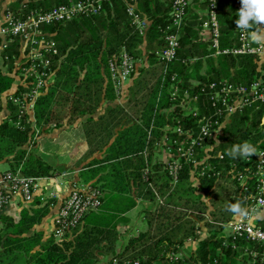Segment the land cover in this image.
Segmentation results:
<instances>
[{
	"label": "trees",
	"instance_id": "trees-1",
	"mask_svg": "<svg viewBox=\"0 0 264 264\" xmlns=\"http://www.w3.org/2000/svg\"><path fill=\"white\" fill-rule=\"evenodd\" d=\"M66 2L68 0H46L40 3L44 7H49ZM229 2V0L219 1L218 20L223 47L232 44L229 33L233 25V16L230 14L232 7ZM205 3L203 0L202 4ZM170 4L171 0H135L136 11L148 22L144 35L139 34L126 14L124 0H117L112 5H106L108 8L106 13L103 11L98 15L73 19L65 25L57 24L50 27L59 52L65 57L56 73L54 84L37 102L35 109L37 123H48L50 120L59 123L64 117H68L69 122L84 118L82 124L89 145L88 155L98 152L102 154L101 158L94 157L89 164L102 161L107 163L96 169L95 173L99 169L107 170L101 180L106 181L105 185H111V193L118 195V200L115 205L111 203L104 205L105 197H103L101 205L87 213L82 224L61 240H55L53 235L44 238L42 232L33 230V226L45 213L43 209L35 210L32 214L24 209L18 221L1 214L0 264H4L3 256L8 254L14 255L15 259L17 256L22 257V264H100L98 262L100 252L113 253L118 238L117 214L134 206L138 198L155 200L148 181L143 177V171L146 164L151 162V148L160 135V128L168 122L165 120V110L171 106L169 101L171 82L168 76L161 87L160 99L156 104L163 64L154 54L162 43L163 30L169 22ZM189 11L188 8L186 26L179 38L180 57L211 52L208 47L201 48L199 51V45L195 40L196 32L192 29L198 23L200 24V21L196 17L189 20ZM82 26L88 28V35L81 33ZM142 43L146 47L145 53L139 48ZM123 46L130 54L136 57L146 56L149 61L146 67L137 70L138 74L129 87V100L138 91L142 92L140 100L135 103L139 105L138 112L140 111L141 114L137 119H126L125 123H122L124 117H120L123 110L110 105L102 108L104 103L115 99L107 60L117 54ZM188 65L190 64L178 61L169 68V72L178 73L186 86L189 85L190 75H193L185 74ZM199 77L200 81L225 77L236 83L249 85L260 77L264 79V59L256 56H219L217 65L210 67L209 75ZM11 82V78L0 77V90L8 88ZM98 110L101 111L94 117ZM175 110L179 109L176 107ZM203 111L204 109L201 108V112ZM263 111L264 106H261L259 109H245L242 113L231 115V122L225 128L228 136L224 137V142L214 150V154L218 151L224 153L223 159L214 160L218 169L223 170L221 177L205 175L196 176L193 180L190 166L184 165L178 184L169 193V200L163 205H156L154 210L145 211L147 229L130 237L122 251L115 254L106 264H114L113 258L117 260L115 264H124L128 260L127 264H133L135 260L140 264H152L155 260L163 259L169 263L170 261L164 257L166 253L175 251L177 246L182 245L188 238H192L196 228L189 218L184 219L180 211L172 209V204L175 207L181 204L188 208H199L201 211H206L210 205L208 214L213 218V222L227 223L230 220V213L225 216L224 212L217 209L218 205L211 197H217L221 193L219 179L223 176L231 179V183L234 181L230 177L231 163L242 165L241 158L233 159L227 155V152L234 144L244 141L254 144L262 135L263 130L260 129L259 122ZM50 114L54 115V119H49L52 118ZM179 116L188 117L190 124L194 119L190 114L179 113ZM152 118L156 128L148 142L146 128ZM184 120L181 119L179 123ZM171 123L175 125L177 121H171ZM29 138L28 128L19 130L6 122H1L0 160L12 158L17 165L22 164V171L27 175L53 174L54 169L50 164L27 150L26 144ZM146 145L149 147L148 159L143 153ZM161 167V163H154L153 173L150 174V181L160 191L168 187L167 181L159 182L166 174L160 173ZM194 181L197 182L196 186ZM219 188L221 189L218 191ZM182 193H191L195 197L183 196ZM203 195L210 198L212 203L208 205L201 198ZM113 196H108L106 201ZM232 202L235 204V201L232 200ZM206 225L209 229L208 236L199 240L198 247L192 255L194 261L191 264H200L214 259L218 261V264H237L238 261L242 263L240 258L242 247L247 243L240 240L237 242L238 247L236 245V248H233L230 237L218 236L223 230V225L211 222H207ZM175 264H183V261L178 259Z\"/></svg>",
	"mask_w": 264,
	"mask_h": 264
},
{
	"label": "built area",
	"instance_id": "built-area-1",
	"mask_svg": "<svg viewBox=\"0 0 264 264\" xmlns=\"http://www.w3.org/2000/svg\"><path fill=\"white\" fill-rule=\"evenodd\" d=\"M115 1L117 0H68L66 3L44 7L40 3L42 0H39L19 2L16 10L8 5L3 7L0 17V58L7 59L8 56H3L2 53L11 48L19 55L13 61L9 73L12 78L11 85L5 90H0V108L3 112L0 121L19 130L32 128L30 124L37 102L54 84L63 59L50 27L57 24L65 25L76 18L98 15L105 10L106 5H112ZM219 1L205 0V12L198 15L201 29L208 33V48L211 50L204 57L256 56L264 59V44L253 42L250 33L239 29L235 23L239 18L240 0H229L235 16L230 31L231 37L229 36L233 43L221 46ZM124 2L126 14L139 34L143 35L147 27L146 19L136 11L135 0ZM188 8L190 0H171L169 22L163 30L162 43L154 53L163 64L156 104L160 99L161 87L168 76L171 82L169 94L171 105H175L179 100L182 112L194 117L192 124L184 122L185 120L179 123L178 120L175 125L167 122L160 128V135L164 134L168 150L173 154L165 166L162 164L169 179L166 189L169 193L178 184L184 165L190 166L192 178L205 175L220 178L223 170L218 169L214 160L223 159L224 153L218 151L214 154V150L224 142V137L228 136L225 128L231 122V115L242 113L245 109H259L264 106V79L261 77L249 85L222 77L196 83L189 82L186 86L177 72H169L170 66L175 62L192 64L204 58L200 55L180 57L178 54L179 38L186 26ZM258 27L262 29L264 25ZM148 63L147 58L130 54L124 46L117 54L108 58L107 69L115 98H120L124 94L129 79L138 68ZM201 108L204 109L203 112ZM259 126L263 133L254 143L258 146V153L250 158L240 159L241 166L235 162L231 163L230 177L234 180L232 182L234 201L241 203L248 211V216L237 217L234 214L226 225L230 229L228 237L233 242V248H236V245L238 247L237 242L240 240L247 243L242 247L240 256L245 264H264V155L260 154L264 152V111ZM155 128L152 118L146 128L148 142ZM160 135L151 148V162L146 164L143 171V177L155 195V203H159L157 205L162 202L163 191L150 181V174L153 173L152 165L156 162L161 163L157 160L162 145L158 144L155 147L160 143ZM148 150L149 147L146 145L143 150L146 159ZM58 177L27 175L22 171V164L0 171V215L7 205L17 200L29 204L38 196L45 203L57 199L59 205L53 217L52 235L55 240H61L82 223L87 213L101 205L103 191L94 183L73 182L66 192L60 193L61 190L56 189L62 183ZM39 190L41 193H38ZM195 234H200L198 226ZM223 244L226 245L225 242ZM179 256L180 253L172 251L168 259L174 261ZM113 262L116 263V260L113 259ZM200 264H218V261L214 259Z\"/></svg>",
	"mask_w": 264,
	"mask_h": 264
},
{
	"label": "crops",
	"instance_id": "crops-1",
	"mask_svg": "<svg viewBox=\"0 0 264 264\" xmlns=\"http://www.w3.org/2000/svg\"><path fill=\"white\" fill-rule=\"evenodd\" d=\"M24 1H39V0H0V17L2 14L1 12L3 10V7H5V5H8L9 7L11 6L12 9L16 10L19 5V2H24ZM43 1L45 2L46 0H42V2ZM202 1L203 0H190V8H189L190 11L188 13L189 20L194 19L195 17L198 20V15L203 14L205 12L206 3L202 4ZM229 5L232 7L230 2H229ZM107 9L108 8L106 7L104 10V13H106ZM168 12L170 14L169 10ZM230 14L231 16H233V22H234L235 16H234L233 8L231 9ZM147 26H148V22H147ZM262 29L264 28L262 27ZM192 30L196 32L195 40H196V44L199 45L198 47L199 51H201V48H207L208 47V33L201 29V26L199 23L196 26H194ZM229 36L231 37V34ZM139 48H141L142 52L145 53L146 47L144 43H142L139 46ZM207 54H209V52ZM207 54H203V55L200 54V56L204 57ZM2 55L3 56L7 55L8 58L7 59L5 57L0 58L2 60V66H0V77L11 78L9 73L13 67V61H15V59L18 57L19 54L16 52V50H14V48H11L9 51L7 50L5 51V53H2ZM194 55H199V54H194ZM141 57L147 58L146 56H141ZM217 60H218V57L207 56V57H204L198 60L195 63L188 65V68L185 70L186 72L185 74H188V75L193 74V75H190V78L188 79V81L190 83H196L200 81L199 76L209 75L210 67L212 65H217ZM146 66H142L140 68H143ZM135 73L137 76L138 72L136 71ZM134 74L131 76V78L129 79L127 83V86H126L127 93L129 92L128 88L130 87V85H132L134 81L132 80V78L135 76ZM11 81H12V78H11ZM107 103H110V102H107ZM0 112H1V108H0ZM2 115H3V112L0 113V116ZM82 121L83 119H75V120H71L70 122L68 121V119H61L59 123L51 120L46 124H38L37 121H34L36 126L32 125L31 129H34V131H31V129H29L30 138L26 144V148L28 151H31V152L35 149L37 150L38 153L44 154L46 151H48V152H53L56 155L62 156L61 159H57L55 161L57 162L56 166L54 165L55 162L50 163V165L54 169L53 174L46 175V176H40V177L59 176L58 179H60L62 183L58 185L56 189L57 188L60 189L61 190L60 193L66 192L68 189V186L73 182L94 183V184L96 183L103 191V197H105L104 202H103L104 205H106V203L107 204L111 203V205L112 204L115 205V203L118 200L117 199L118 195L112 194L111 185H105L106 181L101 180L102 177L105 176L107 170L99 169L97 173H95L96 169H98L99 167H102L103 165H106L107 163L105 161L104 162L102 161V162L92 164V165L89 164V162L94 157L101 158L102 154L98 152L93 155H88L89 145L85 137ZM1 122L2 121H0V123ZM80 129H81V133H79ZM0 163L7 164L6 168L0 169V171L18 166L16 163H14L12 158H9L7 160H4V159L0 160ZM50 189H53V187H50ZM40 191L41 190H39L38 193H41ZM110 195L111 196L114 195V196L111 197L108 201H106V199H108V196ZM38 197H36L34 202L29 203V204L24 203L19 200L14 201L5 207L1 214L12 217L14 221H18L20 218L21 212L24 209L29 211L30 214H32V212H35V210L43 209L45 210V213L43 214L41 220L33 226V229L42 232L44 236L47 237L49 235H52L53 217L57 212L59 200L52 199L49 202L45 203L41 201ZM156 205L157 204L155 203V200L153 201L150 199L138 198L134 206H132L130 209H128L127 211L123 213L117 214L118 224L116 225V231H117L118 238H117L113 253L106 254V253L100 252L99 254L100 260L98 261L100 264H106L107 262H109L110 259L115 254H118L122 251V248L127 244L130 237L135 236L140 231H143L146 229L147 222L145 220L144 212L149 211V210H154ZM11 206H15V209L13 210ZM222 225L225 226L226 223ZM198 227L200 228V234H195V230H194L195 235L192 238L191 237L188 238L182 245H179L180 247L178 249L175 250V252L182 253V255L180 254V256L176 260L178 259L182 260L183 264L193 263L194 260H193L192 255L198 247L199 240L208 236L209 229L206 223L199 225ZM229 234H230V229H229V232L226 234H223V230H222V232H220L218 236L220 238L221 237L227 238ZM170 252L166 253L164 257L168 259ZM176 260L170 261L169 263L165 259L155 260L154 262H152V264H175ZM134 262H137L136 264H140L137 260H135ZM112 263H114L113 260H112ZM127 263H129V260L124 262V264H127Z\"/></svg>",
	"mask_w": 264,
	"mask_h": 264
},
{
	"label": "rangeland",
	"instance_id": "rangeland-1",
	"mask_svg": "<svg viewBox=\"0 0 264 264\" xmlns=\"http://www.w3.org/2000/svg\"><path fill=\"white\" fill-rule=\"evenodd\" d=\"M81 30H82L81 33L83 35H88L89 34V30H88V28L86 26H82L81 27ZM60 55L64 59L65 55H62V54H60ZM63 59H62V61H63ZM134 75L136 76V73ZM135 76L132 78V80L135 79ZM126 90H127V88L125 89L124 94L120 98H115L114 101H112L110 103H104L103 106H102V108H104L105 106L110 105L112 107H116V109H118V110H123L121 112V114H120V117H124V118H122L123 119L122 120V123H125V120L126 119H130V118L131 119L132 118L133 119H137L138 115L141 114L140 111L138 112L139 105L138 104L136 105L135 103L140 100V97L142 95V92L141 91H138L136 93V95H133V98L131 100H129L130 93L129 92L127 93ZM55 106H54V108L57 109ZM176 107L179 109L178 111L175 110ZM100 111L101 110H98L94 114V117H96L99 114ZM179 113L187 114L185 112H182V110H181V103L178 100L175 105H171L169 108H167L165 110V120L168 121L170 124H172L171 121H178V120L180 121L181 119H185L186 121H184V122L189 123L188 122L189 121L188 117L179 116ZM49 116L52 117V118H49V119H54V115L53 114H50ZM63 119H68V117H66V118L64 117ZM32 121H33V123L31 124V127H32V125L36 126V124L34 122V121H37V118H36L35 113L33 114ZM42 124H46V123H42ZM164 126L165 125H163L162 128ZM33 131H34V129H33ZM79 133H81V129L79 130ZM98 137H100V136H98ZM161 140H162V142H161ZM166 142H167L166 141V138L164 137V134H162V135H160V143H157L155 145V147H157L158 144L162 145V148L159 149V157H158V160L157 161H160L161 164H163L164 166L166 165V162L173 156V154H171L172 152H169V150H168V144ZM32 152H33L34 155L42 158L46 163H49V164L50 163H54L57 159H61L62 158V156L56 155L53 152L46 151L44 154H42V153H38L37 150H35V149ZM54 165L56 166L57 165V162H55ZM163 165H162L161 170H160V173H162V174H164V167H163ZM6 166H7L6 163H0V169H4V168H6ZM165 176H166V174H165ZM165 176H163L159 180V182H161L162 180H165V181L168 182L169 179L167 177H165ZM192 179L195 180L194 178H192ZM196 183L197 182L194 181V185ZM219 183H220L221 188H222L221 193L219 194V196H217V197H211V198H213V202L217 203L216 204V205H218L217 209L220 210L221 212H224V215L225 216H228L229 213H230L229 217H230V220H231L233 218V216H234V214L231 213V211L229 210L230 205L233 204L232 200L234 201V197H233V193H232L233 183H231L230 182V179L229 178H226V176H223L222 179H219ZM221 188H219L218 191ZM166 189L163 190V195H162V198H161V200H162L161 204L162 205L165 204L167 200H169V191H166ZM223 190H225V191H223ZM182 194H183V196H188V197H193V198L195 197V195L194 194H191V193H189V194L182 193ZM201 198L204 199L207 202L208 205H209V203H212L211 202V199L208 198V197L207 198L204 197V195ZM157 204H159V203H157ZM210 207L211 206L209 205L206 211H201V209L199 210V208L198 209L197 208H188V206H184V205H181V204L180 205L178 204V206H176V207L174 206V204H172V206H171L172 209H175L176 211H180V214L183 215L182 217L184 219H188L189 218L194 223V225L196 227L199 226V225H202L204 223H207L208 221H213V218L208 214V212L210 210ZM11 208L14 210L15 209V206H11ZM144 216H145V212H144ZM145 220L147 222L146 216H145ZM146 229H147V226H146ZM33 230L34 231H37L35 229H33ZM228 232H229V228H228L227 225H225L223 227V234H226ZM180 254L182 255V253H180ZM3 263L4 264H22L23 263V259L20 256H17V258L15 259L14 258V255L8 254L6 256H3ZM242 263L238 261L237 264H242ZM184 264H186V263H184Z\"/></svg>",
	"mask_w": 264,
	"mask_h": 264
},
{
	"label": "clouds",
	"instance_id": "clouds-1",
	"mask_svg": "<svg viewBox=\"0 0 264 264\" xmlns=\"http://www.w3.org/2000/svg\"><path fill=\"white\" fill-rule=\"evenodd\" d=\"M241 8L239 9V18L235 21L237 27L245 32L250 33V38L257 44H264V29L258 25H264V0H240ZM259 149L250 141H244L234 144L227 152V155L233 159L250 158L256 155ZM264 155V152L260 153ZM229 210L237 217H247L248 211L240 202L230 205Z\"/></svg>",
	"mask_w": 264,
	"mask_h": 264
}]
</instances>
